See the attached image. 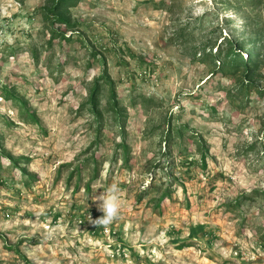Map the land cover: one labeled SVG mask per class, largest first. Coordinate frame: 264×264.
<instances>
[{
    "label": "rangeland",
    "instance_id": "1",
    "mask_svg": "<svg viewBox=\"0 0 264 264\" xmlns=\"http://www.w3.org/2000/svg\"><path fill=\"white\" fill-rule=\"evenodd\" d=\"M46 1L0 0V84L37 119L20 122L0 97V152L35 178L23 187L0 159V264H264V58L246 101L234 79L191 56L215 38H247V17L264 31V12L235 8L240 0H78L72 31L54 25L71 39L49 47ZM101 74L120 113L105 85L96 131L85 103ZM178 126L168 150L163 139ZM166 163L183 187L168 185L159 212ZM72 169L79 180L67 181ZM112 184L118 216L94 225L96 198Z\"/></svg>",
    "mask_w": 264,
    "mask_h": 264
},
{
    "label": "trees",
    "instance_id": "2",
    "mask_svg": "<svg viewBox=\"0 0 264 264\" xmlns=\"http://www.w3.org/2000/svg\"><path fill=\"white\" fill-rule=\"evenodd\" d=\"M78 0H47L45 8H42L41 15L44 21H48L49 27V38L47 40L48 46H52V42L58 38L60 40H69L70 35H65L64 31H61L59 28H55L54 25L58 24L64 26L65 30H71L73 25H71L69 17L67 15L68 8L73 6ZM242 4L236 3L235 8H243V6H251V8H257L258 11L264 12V0H240ZM248 19L249 22V32L248 37L245 39H234L232 38H215V43L213 44H203L199 50H194L191 52L192 58H197L201 62L209 64L212 72L220 73L224 77L234 79V85L237 86L239 91H245L244 96L247 101L249 98V91L252 89V83L250 79L255 74V70L257 69V65L264 58V31L261 28L258 29L259 22L257 20ZM219 39V40H216ZM205 45L207 47H205ZM214 48V50H212ZM243 53H245L243 56ZM32 59L36 62L38 55L34 51L31 52ZM104 71V69H103ZM212 74V73H211ZM110 85L106 89L105 96L107 98V105L109 106L110 111H114L116 114H119L120 111L113 109V106L116 105V94L114 88L112 86V82L110 81L108 75L101 74V76L94 79L91 87L88 90V94L86 97V109L92 115L97 123L96 131L99 130L101 122V110H100V97L104 92V86ZM234 91L227 90L226 94L229 96L231 100H233ZM0 97L7 102H10L17 111L19 121L22 123H30L37 124V119L34 113L30 110L28 103L22 97H19L13 90V88H9L3 83L0 84ZM116 119V118H115ZM121 128V126H119ZM182 127H175L173 130L170 129L166 133V137L163 139V142L166 144V148L170 150L169 142L175 137L181 138L183 132ZM171 131V132H170ZM193 134L189 135L192 137ZM193 138V137H192ZM199 137L195 138L194 143L198 148L199 160L194 163H199L200 167L203 169L206 166L205 163V147L199 141ZM122 151L121 158L125 164L127 160L128 150L125 144L119 145ZM264 146V141H263ZM251 148V147H250ZM264 148V147H263ZM3 153V152H2ZM0 152V159L4 158L7 161V165L9 167H13L17 170L19 174V182L23 187H29L34 182L35 178L28 174L25 163L19 161L20 159H15L8 154H2ZM94 156V153H93ZM264 161V159H263ZM87 162V163H86ZM89 162V163H88ZM85 164L92 165V171H96V161L95 157L90 161L86 160ZM189 164V163H188ZM168 171L166 173L167 186L164 187L163 191L160 192L158 197H155L152 200V205L159 212L161 211L162 203L165 201H169L171 198V189L168 185L175 182L183 187L182 181L178 179V177L173 176V172L171 171V166L169 163H166ZM2 163L0 160V170L2 169ZM77 168V167H76ZM80 168V167H79ZM77 174V179L79 180L80 173L79 171H74L73 169L69 173L67 181L71 180L74 175ZM172 183V184H173ZM77 188V186H76ZM84 191L86 193L89 192V183L85 185ZM144 195V191H141L138 194L140 198ZM244 200L238 198L235 204H239Z\"/></svg>",
    "mask_w": 264,
    "mask_h": 264
},
{
    "label": "clouds",
    "instance_id": "3",
    "mask_svg": "<svg viewBox=\"0 0 264 264\" xmlns=\"http://www.w3.org/2000/svg\"><path fill=\"white\" fill-rule=\"evenodd\" d=\"M119 189L115 184L109 185L103 193H101L96 200L99 201L97 209L102 215L95 220H92L94 225L106 226L110 224L119 212Z\"/></svg>",
    "mask_w": 264,
    "mask_h": 264
}]
</instances>
